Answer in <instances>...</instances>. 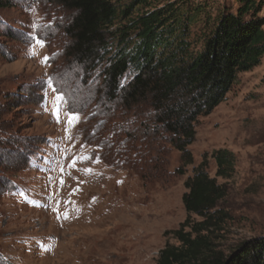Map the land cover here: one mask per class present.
Masks as SVG:
<instances>
[{
	"label": "rangeland",
	"instance_id": "1",
	"mask_svg": "<svg viewBox=\"0 0 264 264\" xmlns=\"http://www.w3.org/2000/svg\"><path fill=\"white\" fill-rule=\"evenodd\" d=\"M12 1L0 9V264H157L167 244L179 245L172 232L188 217L186 182L205 156L217 178L220 149L236 166L231 179L217 178L227 218L212 242L228 254L264 236V57L199 119L193 165L170 150L155 168H133L96 136L104 122L84 98L94 88L81 90L65 58L72 13L48 0ZM192 1L215 15L237 7Z\"/></svg>",
	"mask_w": 264,
	"mask_h": 264
},
{
	"label": "trees",
	"instance_id": "2",
	"mask_svg": "<svg viewBox=\"0 0 264 264\" xmlns=\"http://www.w3.org/2000/svg\"><path fill=\"white\" fill-rule=\"evenodd\" d=\"M48 2L72 13L65 58L76 66L81 90L94 88L84 98L104 122L96 136L127 155L133 168H155L170 150L180 153L182 166L193 165L189 147L199 119L224 103L239 76L264 57V0H235L236 10L224 6L216 15L192 0ZM11 6L12 0H0V9ZM212 158L216 177L231 179L235 154L220 149ZM208 167L205 156L186 182L188 217L172 232L179 245L167 244L157 264H264V236L228 254L212 242L226 222L219 207L228 190Z\"/></svg>",
	"mask_w": 264,
	"mask_h": 264
},
{
	"label": "snow or ice",
	"instance_id": "3",
	"mask_svg": "<svg viewBox=\"0 0 264 264\" xmlns=\"http://www.w3.org/2000/svg\"><path fill=\"white\" fill-rule=\"evenodd\" d=\"M37 42H39V41H37ZM97 162H99V160H97ZM61 171H63V169H61ZM88 171H91V170L89 169ZM63 183H64V181L61 180V184H62V185H63Z\"/></svg>",
	"mask_w": 264,
	"mask_h": 264
}]
</instances>
